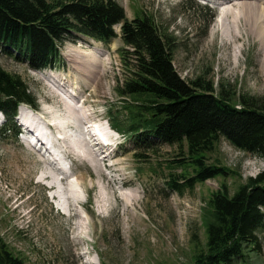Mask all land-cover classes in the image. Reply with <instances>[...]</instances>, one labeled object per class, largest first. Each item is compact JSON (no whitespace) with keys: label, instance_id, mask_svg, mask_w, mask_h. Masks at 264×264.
Here are the masks:
<instances>
[{"label":"rangeland","instance_id":"obj_1","mask_svg":"<svg viewBox=\"0 0 264 264\" xmlns=\"http://www.w3.org/2000/svg\"><path fill=\"white\" fill-rule=\"evenodd\" d=\"M118 1L124 5L129 19L134 17L136 9H141L173 35L177 42L174 64L186 80L202 75L215 80L216 88L224 84L240 94L264 96V72L260 70L264 49L261 50L257 33L248 34L242 26L244 18L261 13L264 0H233L226 7L221 25L217 6H205L198 0ZM259 20L263 23L264 16ZM233 26L235 34L227 29ZM237 33L243 34L242 37L238 38ZM85 38L80 37L74 43L68 41L63 51L79 49L95 54L100 67L96 71L86 67L91 74L95 73L91 78L79 72V64L77 68H72L69 59L75 61L73 53L76 51L63 54L65 65L55 68L54 73H50L49 69H31L26 62L0 52L2 66L23 77L37 99L38 110L53 118L46 122L57 124V131L62 128L61 133L67 136L55 145L64 152L65 157V162L58 165L59 171L64 173L70 163L73 173L79 177V180H74L68 176L61 183L53 158L44 157L32 147L23 146L12 135L0 137V234L17 254L26 257L29 264H104L103 261L107 264H190L206 240L202 210L210 193L228 185L232 194L239 184L255 176L259 169L262 170L264 158L240 150L222 139L216 145V150L207 153L209 160L238 173L225 178L213 177L183 192L172 191L165 184V180L172 178L171 174L180 171L172 163L177 161L174 158L178 149L170 146L161 147L156 152L142 147L139 159L134 154L136 147H131L123 137L115 138L111 148L115 150V155L105 163L99 160V167H94L87 159L93 153V148L100 147L96 141H90L89 146L82 139L83 132L90 133L86 126L87 131L81 125L83 122L91 123L92 115L81 117L80 114L94 111L96 119L105 120L107 107L112 103L120 106L115 89L123 73L118 45L109 47ZM48 77L62 79L63 85L66 81L69 84L73 82L71 87L77 91L80 85L81 90H85L83 95L87 96V100L80 103L77 109L80 96L76 102L65 91L66 95L61 96L60 103V94ZM67 99L74 102L71 104ZM38 136L44 137L45 133L40 130ZM45 141L43 149L47 153H50L49 145L51 152L61 155L59 149H52L48 138ZM71 145L76 152L70 150ZM102 152L105 153L104 150ZM155 167L161 171L158 168L152 170ZM56 176L68 196L83 199L84 191L88 193V202L84 205L89 216L86 228L80 229L74 223V220L80 221L82 217L80 214L71 216L75 207H69L70 211L64 208L66 213L61 211L48 195L46 183L40 182L55 180ZM68 180L80 183L76 192L78 198L71 192L74 186ZM183 180L181 177L179 182ZM81 213L85 215V212ZM83 223L81 220L80 224ZM87 230L93 241L90 242V253L84 256L77 234ZM257 233L262 251L249 249L245 260L235 264H264V226Z\"/></svg>","mask_w":264,"mask_h":264},{"label":"trees","instance_id":"obj_2","mask_svg":"<svg viewBox=\"0 0 264 264\" xmlns=\"http://www.w3.org/2000/svg\"><path fill=\"white\" fill-rule=\"evenodd\" d=\"M123 17L117 0H0V46L18 51L17 57L34 67L47 66L58 55L59 43L74 37L72 32L113 35L112 24ZM122 34L134 49H121L128 72L118 92L131 101L125 102L126 111L112 108L111 119L147 151L161 148L149 135L179 143L187 155L179 153L181 172L169 179L171 188L182 191L207 178L238 173L208 161L206 152L215 150L223 137L264 157V96L239 95L224 84L216 88L214 80L202 75L182 78L173 64L174 38L153 18L138 14L133 22L125 20ZM28 98L21 76L0 66V108L13 111ZM179 177L184 181L179 183ZM263 208L264 170L232 194L228 185L212 191L202 210L206 240L190 264H232L245 259L249 249L261 252L257 231L264 226ZM7 252L0 238V264H25Z\"/></svg>","mask_w":264,"mask_h":264},{"label":"bare ground","instance_id":"obj_3","mask_svg":"<svg viewBox=\"0 0 264 264\" xmlns=\"http://www.w3.org/2000/svg\"><path fill=\"white\" fill-rule=\"evenodd\" d=\"M233 0H223V2L221 3V5L222 6H224L225 7V9H227L226 7H228L230 4H231V2H232ZM261 13H259V15H256V16H254V17H252V18H244L243 19V21H242V26L244 27V29H245V31L248 33V34H253V33H257V36H258V38H259V40H260V42H261V50H263L264 49V22L263 23H261V21L259 20V19H261L263 16H264V8L263 9H261V11H260ZM226 15V14H225ZM258 20V21H257ZM224 21H222V23H223ZM221 23V24H222ZM225 23H226V21H225ZM228 29V32H233V34H235L234 33V31L236 30L235 28H234V26H233V28H227ZM80 33V32H79ZM163 33V32H162ZM239 33V32H238ZM236 34L237 36H238V38H241L242 37V35H240V34ZM260 50V51H261ZM69 51H76L75 53H73L74 54V56H75V61H73V60H71V59H69L70 61H71V64H72V68H77V65L79 64V66H80V70H79V72L81 73V74H83V75H85L86 77H89V78H91V77H93L92 76V74H95L94 72H92V74L89 72V71H87V69H86V67L89 69V70H93V71H96V70H98L99 69V67H100V61H99V59H98V57L95 55V54H93L92 52H89V51H85V52H81V50H79V49H69V50H67L66 52H64V54L66 55V53L67 52H69ZM98 63H99V66H98ZM260 63H261V71L262 72H264V57L263 58H261L260 59ZM88 81H90V80H88ZM68 90H70V89H68ZM71 90H73V92H74V94L76 95V96H74V97H72L76 102H78L79 100H78V96H79V92L77 91V89L76 88H74V89H71ZM70 96V95H69ZM69 107V109L72 111L73 110V108L71 107V106H68ZM44 117V116H43ZM87 121H89V118L87 117ZM81 125L85 128V126H84V124L83 123H81ZM37 137H39L38 136V133H37ZM40 138H42V140H43V142H41V147L43 148V147H45V143H46V141H45V139H44V137L42 136V137H40ZM94 138V137H93ZM95 140H96V138H95ZM108 141V140H107ZM44 143V144H43ZM78 145V144H77ZM79 148V147H78ZM105 152V151H104ZM65 166H63V168H64ZM69 169V167L66 169H64V172L66 171V170H68ZM73 180V179H72ZM72 183V185L74 186V187H72L71 188V192L74 194V196H76L77 197V195H76V192H77V187L79 186V183H77V182H75V181H72L71 182ZM51 186V188H54V184H52V185H50ZM57 191V190H56ZM69 197V199H70V196H68ZM78 198V197H77ZM71 201V200H70ZM74 203L73 202H71V206L73 205ZM75 206H77V205H75ZM67 211H70L71 209L69 208V209H67V208H65ZM89 219V218H88ZM84 224V223H83Z\"/></svg>","mask_w":264,"mask_h":264}]
</instances>
